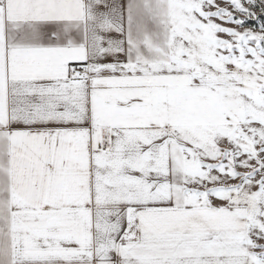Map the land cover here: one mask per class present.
<instances>
[{"label":"snow or ice","instance_id":"6c2138e0","mask_svg":"<svg viewBox=\"0 0 264 264\" xmlns=\"http://www.w3.org/2000/svg\"><path fill=\"white\" fill-rule=\"evenodd\" d=\"M0 264H264V0H0Z\"/></svg>","mask_w":264,"mask_h":264}]
</instances>
